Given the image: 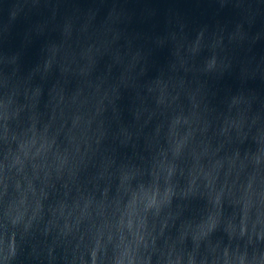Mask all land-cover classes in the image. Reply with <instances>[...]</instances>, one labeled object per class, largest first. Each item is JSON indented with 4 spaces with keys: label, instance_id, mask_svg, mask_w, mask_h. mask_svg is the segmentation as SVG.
I'll return each instance as SVG.
<instances>
[{
    "label": "water",
    "instance_id": "95a60500",
    "mask_svg": "<svg viewBox=\"0 0 264 264\" xmlns=\"http://www.w3.org/2000/svg\"><path fill=\"white\" fill-rule=\"evenodd\" d=\"M0 264H264V0H0Z\"/></svg>",
    "mask_w": 264,
    "mask_h": 264
}]
</instances>
